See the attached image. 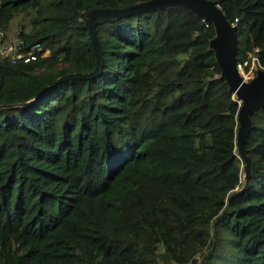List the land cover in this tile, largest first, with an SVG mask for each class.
<instances>
[{
	"label": "trees",
	"instance_id": "obj_1",
	"mask_svg": "<svg viewBox=\"0 0 264 264\" xmlns=\"http://www.w3.org/2000/svg\"><path fill=\"white\" fill-rule=\"evenodd\" d=\"M141 1L0 0L3 37L48 51L0 58V264H264V106L245 180L211 22L180 7L99 21L100 71L39 96L95 68L83 13ZM216 2L237 61L264 66V0Z\"/></svg>",
	"mask_w": 264,
	"mask_h": 264
},
{
	"label": "water",
	"instance_id": "obj_2",
	"mask_svg": "<svg viewBox=\"0 0 264 264\" xmlns=\"http://www.w3.org/2000/svg\"><path fill=\"white\" fill-rule=\"evenodd\" d=\"M171 7L189 9L205 21L211 22L214 26L215 35L210 40L209 45L214 51L216 62L221 70V78L225 80L231 92L240 101V107L237 112L236 147L238 156L245 162L243 178L247 180L250 174V159L245 152L244 142L246 135L251 129V114L259 107L264 106V69L258 70L249 81L242 79L236 68V25L227 20L216 0H146L124 7H99L86 11L82 17L94 49L96 57L95 68L88 73H69L60 76L51 82L39 96L60 81L69 78H87L100 71L102 53L100 42L96 36V23ZM33 100L24 103H29ZM15 105L17 104H9V106Z\"/></svg>",
	"mask_w": 264,
	"mask_h": 264
},
{
	"label": "built area",
	"instance_id": "obj_3",
	"mask_svg": "<svg viewBox=\"0 0 264 264\" xmlns=\"http://www.w3.org/2000/svg\"><path fill=\"white\" fill-rule=\"evenodd\" d=\"M19 32V29H15L6 39L0 30V58L8 59L12 63L19 61L28 63L37 59L39 56L47 55L48 51L43 50L39 43H35L29 49L24 50ZM236 68L242 79L249 81L255 76L258 70L264 69V66L261 65L254 53H249L244 60L236 62Z\"/></svg>",
	"mask_w": 264,
	"mask_h": 264
},
{
	"label": "rangeland",
	"instance_id": "obj_4",
	"mask_svg": "<svg viewBox=\"0 0 264 264\" xmlns=\"http://www.w3.org/2000/svg\"><path fill=\"white\" fill-rule=\"evenodd\" d=\"M15 29H17V27H15V26H14V27H13V30H15ZM49 211H51V209H50V208H49Z\"/></svg>",
	"mask_w": 264,
	"mask_h": 264
}]
</instances>
